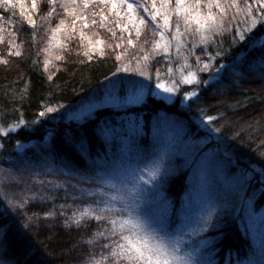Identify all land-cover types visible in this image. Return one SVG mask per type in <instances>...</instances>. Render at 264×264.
Wrapping results in <instances>:
<instances>
[{
  "label": "trees",
  "instance_id": "trees-1",
  "mask_svg": "<svg viewBox=\"0 0 264 264\" xmlns=\"http://www.w3.org/2000/svg\"><path fill=\"white\" fill-rule=\"evenodd\" d=\"M13 3L0 0V127H18L0 137V264H108L104 249L116 251L110 244L117 242L111 231H119L123 210L121 194L104 187L101 180L109 177L98 173L138 169L144 172L142 183H147L163 148L182 144L159 131L157 126L169 120L183 126L184 145L185 139H197L189 156H177L169 162L166 176L155 177L164 176L160 194L167 202L172 229L191 176L213 157L226 172L245 181L243 193L240 200L225 195L232 206L216 217L217 230L199 228L200 237L185 242L205 238L213 264H264V235L257 236L246 223L264 222V66L249 65V59L264 56V41L250 45L264 33V20L243 43L233 41L239 26L236 17L260 8L258 0H248L247 8L245 0L233 7L222 0L229 18L224 30L183 54L189 64H196L199 55L204 60L201 54L208 58L207 69L199 70L206 79L217 72L219 61L243 53L239 62L227 64L219 78L205 83L186 103L178 98L171 104L150 99L120 112L103 108L80 121L44 113L74 103L117 70L118 57L134 49L123 44L126 31L116 26L114 13L100 0H92L86 9L77 0L75 12L84 20L71 14L68 0H57L50 15L47 0H38V9L27 8L35 25L27 23L18 0ZM57 26L61 31L54 38L51 29ZM148 30L152 31L151 25ZM90 36L103 39L106 48L100 52L88 48ZM149 46L150 54L155 49L151 41L143 48ZM153 56L147 57L156 74L183 64L174 54ZM231 70L241 75L233 76ZM140 114L149 119L141 120ZM202 121L211 128L202 126ZM20 142H29L21 152ZM101 187L103 192L98 191ZM221 196L216 194L214 200ZM208 210L199 222L212 224L208 217L213 209Z\"/></svg>",
  "mask_w": 264,
  "mask_h": 264
},
{
  "label": "rangeland",
  "instance_id": "rangeland-1",
  "mask_svg": "<svg viewBox=\"0 0 264 264\" xmlns=\"http://www.w3.org/2000/svg\"><path fill=\"white\" fill-rule=\"evenodd\" d=\"M262 9H264V4H261L260 8H256L255 11L250 15L245 14L241 15L240 17H236L237 19H235V23L239 22V26L237 35L233 40L234 43H243L252 30L258 27L260 21L264 20V12H262ZM241 11L242 10H240V14H242ZM226 16V14L223 15V23H221V25L216 30L212 31L211 33H208L207 31L204 32L203 42L208 40L213 33L224 30V25L229 20V18ZM253 17H255V23H253ZM147 29L148 27L143 30L139 38H137L134 30L131 32L132 35L126 31V35H123L122 37L123 44L125 45V48L133 47L134 49L131 52L130 50L128 52L125 51V54L119 57V65L117 70L100 81L94 88L90 89V91L87 92L85 96L79 97L74 103L51 108V111L48 110L47 113H44L46 117L53 119L66 118L68 120L72 119L79 121L89 120L94 116L97 110L109 108L118 110L120 112V110H123L127 107L138 106L150 99H163L166 104H171L178 98L179 100L186 103L189 98L194 97L195 95H185V93H198L203 88V85H205V83L198 84L196 80H192L191 83H188L187 81L191 80L189 73L194 74L199 81L206 80L209 82L210 80L219 78V71H221L222 68H224L227 64L233 63L235 59L238 60V62L242 59L240 57L243 53L236 56L232 60L219 61L216 65V69H218L216 70L217 72L214 73L213 76L203 79L199 73V70L205 66V59L208 60V58L204 54H201V56L204 57V60L200 59L199 55L195 61L196 64H189L187 63L186 59L182 57L185 52L191 51L193 47L202 45L203 42H201L200 34L193 36L192 34L186 33L184 31V26L181 24L180 33H176L172 38V45L167 52L163 50L162 42L160 49H152V53L149 54V52L146 51H150V46L149 49L143 48V46L146 45V41L148 44V41L152 42L154 39H158V37H154L152 31H147ZM96 34L97 33H95V35ZM134 36L135 41L133 44H128L127 39L131 38L133 40ZM241 36H244L245 39H240ZM263 41L264 33L252 40V44L250 45L253 46ZM177 42H179V44ZM86 44L88 45V48L94 51L100 52V50L106 48L105 41L100 37L90 36ZM107 47L110 48L108 43ZM137 53H141L142 55H137ZM146 53L147 56L154 55V58H159L162 54H165L169 57L174 54L177 58L181 57L180 61H182L183 64L177 68H168L167 71L156 74L154 71L150 70V62L148 61L150 58L145 56ZM249 60V65L252 67L264 66V56ZM233 65L235 64L233 63ZM230 72L233 76L241 75L240 71L231 70ZM141 73H145V75H141ZM159 83H164L166 87H175V90L171 93L166 92L163 88L157 87ZM133 92H135L137 97L135 102L125 103L124 97L129 96ZM113 97H119L120 100L116 101L113 99ZM148 116L149 115L140 114V119L147 121L149 119ZM169 121L170 122L166 123L161 122V125L157 126L159 131L163 133L166 139L171 141L177 137V141L181 142L182 144L176 148L173 147L172 149H169L168 147L163 148L161 153L162 155L156 161L161 165L160 173H164V169H170L168 165L169 162L175 160L177 156H189L193 151L192 147L193 149H196L194 148V142H196L197 139H193L194 142L190 140L191 138L185 139L186 145H184V142L180 137V134L184 135L183 132H185V130L182 128L183 126L179 125L178 123H173L171 120ZM201 124L202 126L205 125L208 129L211 128V124H209L208 121H202ZM17 129L18 127L15 125H10L9 127L4 128L0 127V137L7 136L9 132L17 131ZM28 143L29 142H20L18 145V149L20 150L19 152L23 151L27 147ZM212 158L209 160H204L205 162H202V164L199 165V173L191 176L192 180L190 181V187L185 191L183 196L184 200L181 202V205L177 209L178 211L174 216L173 230L175 231L177 227H179L180 233L184 234V241L191 239V237H200L199 225L201 222H199V219L201 218V215L204 211L206 213L208 209H213L212 213L210 212L211 215H209L208 220L210 218L211 223L214 225L218 221L216 217L219 214L231 209L232 205L230 202H225L226 194L231 195L230 199H241L243 193L241 189L242 185L245 184V181L243 182L242 179L234 176L233 173L226 172L225 166L218 159ZM141 175L144 177V172H142ZM109 179L110 177L108 180ZM142 182L143 181H141V183ZM112 190L117 191L116 189ZM114 193L116 194V192ZM216 194L222 195L220 200V197H218L216 201L214 200V196ZM246 223L255 229L254 232L257 236L260 233L261 235H264L263 221L249 222L247 220ZM219 225L217 224L213 228L217 230ZM184 251L187 253L190 252L191 249L185 248ZM181 254L183 255L184 253ZM248 259H246V261ZM245 264L253 263L250 261L246 262Z\"/></svg>",
  "mask_w": 264,
  "mask_h": 264
},
{
  "label": "snow or ice",
  "instance_id": "snow-or-ice-1",
  "mask_svg": "<svg viewBox=\"0 0 264 264\" xmlns=\"http://www.w3.org/2000/svg\"><path fill=\"white\" fill-rule=\"evenodd\" d=\"M3 2L6 5L15 6L13 0H3ZM18 2L21 10L25 11L27 15V23L35 25L32 13L27 11V8L38 9V0H30L27 5L24 0H18ZM68 2L73 5L71 14L75 15L76 19L84 20L85 17L75 12L77 0H68ZM91 2L92 0H81L83 9L88 8ZM224 2L228 7H233L238 6L240 0H224ZM56 3L57 0H47L49 15L55 11ZM100 3L114 13L117 27H121L130 34L134 30L137 38L145 28L151 25L153 36L158 37L152 41L154 48L160 49L163 42L165 52L171 47L175 34L180 33L181 24L186 33L193 36L200 34L201 42H203L204 32L211 33L216 30L223 23V15L226 13L222 0H100ZM258 3L264 4V0H258ZM61 6L63 7V5ZM245 7H250L248 0H245ZM213 9H218L219 13L214 12ZM64 10L69 11L66 7ZM101 15L103 16L102 12ZM103 18L107 19L106 16ZM63 23L62 20L61 24ZM91 23L95 24L96 21L93 20ZM253 23H255V17H253ZM72 26L74 30L75 20L72 21ZM60 31V26L51 29L54 38ZM240 39L243 40L245 37L241 36ZM127 43L133 44V40L128 38ZM177 43L179 44V42ZM145 55L147 56V53ZM207 67L208 65L204 66L205 69ZM141 75H145V73H141ZM189 75L191 80H188V83H191L192 80H196L198 84L208 83L206 80H197V77L192 73ZM157 87L163 88L169 93L175 90V87H166L164 83H159ZM185 95L194 96L196 93H185ZM136 98L135 92H133L124 97V102H135ZM113 99L120 100L119 97H113ZM49 110L51 111V109ZM208 119L211 118L208 117ZM160 169L161 165L157 162L149 174L147 183H141L144 177L138 169L105 170L98 173V175L111 178L107 181L102 179L101 184L109 190L116 189L121 193V208L123 214H126H122L120 217L122 223L117 225L119 231H111V234L117 238V242L114 244L110 241L116 251L104 249L105 256L103 258L108 261V264H213L205 238H201L198 243L195 241L186 243L183 240L184 234L180 233V228L177 227L175 231L172 229L167 202L160 194L164 176L155 180V177L160 176ZM167 171L164 169L165 176ZM113 181H118L119 184ZM149 185L151 186L149 187ZM103 190V187L98 189L100 192ZM111 223L115 225L116 221L113 220ZM213 226L205 220L199 225V228L200 231H204ZM185 248H190L191 251L185 253Z\"/></svg>",
  "mask_w": 264,
  "mask_h": 264
}]
</instances>
